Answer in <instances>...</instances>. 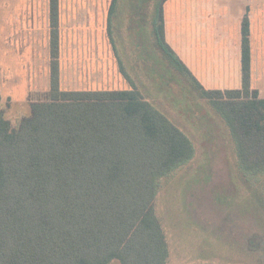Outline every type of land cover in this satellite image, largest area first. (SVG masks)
Masks as SVG:
<instances>
[{
    "label": "trees",
    "instance_id": "16d2710c",
    "mask_svg": "<svg viewBox=\"0 0 264 264\" xmlns=\"http://www.w3.org/2000/svg\"><path fill=\"white\" fill-rule=\"evenodd\" d=\"M49 23V92L18 128L0 107V264H168L154 203L161 180L194 159L193 143L133 82L130 90L62 89L60 0H49ZM155 35L188 74L163 24ZM241 37L240 89L206 90L192 77L249 182L264 175V98L252 88L248 16Z\"/></svg>",
    "mask_w": 264,
    "mask_h": 264
},
{
    "label": "rangeland",
    "instance_id": "374dc122",
    "mask_svg": "<svg viewBox=\"0 0 264 264\" xmlns=\"http://www.w3.org/2000/svg\"><path fill=\"white\" fill-rule=\"evenodd\" d=\"M159 1L160 11L169 21L166 42L187 65L188 74L168 51L161 49L147 22L143 28L148 32L137 35V44L134 34L128 31L120 33L116 43L120 61L133 84L190 139L196 152L192 161L158 184L154 209L167 237L168 264H264V175H255L248 182L247 175L237 169L234 143L226 124L199 96L194 83L195 78L206 90L241 87L240 60L238 64L233 57L235 50L227 47L228 19H221L214 12L222 9L221 13L230 15L234 23L240 9L246 11V4L207 0V8L199 10L202 12H198V18H191L189 0ZM64 3L69 9L66 7L64 12L63 59L67 66L72 61L81 62L84 65L78 64L79 68L85 69L82 61L86 57V37L84 27L78 25L84 26L86 21L81 16L77 18L75 8L70 9V0ZM28 5L31 8L25 10ZM47 11L48 0H0V107L14 128L31 116V103L44 99L50 86L46 68L50 42ZM72 17L77 19L71 20ZM23 28H27L24 34ZM258 42L255 40L256 46ZM200 46L204 48L202 58ZM258 48L255 51L260 52V58L264 49ZM213 57L220 61L214 64ZM111 58H115L114 54ZM115 62L108 89L130 88L132 82L119 76L118 60ZM213 69H221L222 73L212 76ZM64 86L72 89L85 87L86 83L65 80ZM254 86L262 90L258 92L264 98V75L254 79ZM110 264L121 263L115 260Z\"/></svg>",
    "mask_w": 264,
    "mask_h": 264
},
{
    "label": "crops",
    "instance_id": "0c3cea01",
    "mask_svg": "<svg viewBox=\"0 0 264 264\" xmlns=\"http://www.w3.org/2000/svg\"><path fill=\"white\" fill-rule=\"evenodd\" d=\"M64 1L65 0H60L61 84L64 90H86V91L113 90V89H108L109 86L107 87L108 85L107 83L109 81V76H111V70L115 62V59L116 62L118 60L117 65H119L118 67L119 76L124 80L126 79L128 83L129 81L132 82L131 79L129 78L128 73L125 71L126 68L124 70V62L120 61L121 57L118 50L119 46L116 43V39L117 36L118 37L120 36L119 35L120 33L124 31L125 32L128 31L131 34H134L133 37L135 38V44H137L136 43L137 35L140 33L148 32L147 29L143 28V25L146 22L148 24H151L154 32L156 31V27H158L160 24H163L165 43L170 49H172L168 44V42H166L167 27L169 25V21L165 19L164 12L160 11V3H155V5L154 3H151V6H149L151 11L149 12L148 5L144 4L143 0H85V2L84 0H70L71 3L70 9L75 8V12H76L75 14L77 15V18L81 16V18L82 19L84 18V20L86 21V24L84 26L82 24L78 26L84 27V34H85L84 36L86 38H84L83 42L86 45L87 51H86L85 60L82 61L86 63L85 69L79 68L78 64L81 65L84 64L78 61L75 62L72 61L70 62V65L67 66V64L65 65V61L63 59L64 28L66 26L64 12L66 11V7L69 9V5L65 6ZM189 1L190 3L188 5V8H190V10L188 14L191 18L193 17L198 18V14L202 12L199 10L207 8V4L204 2L207 0H203V1L189 0ZM236 1H239L240 3L245 2L246 11L244 12L242 9H240V12L238 13V20L237 21L235 20L234 23L233 21H231L230 15H227V13L226 14L221 13L222 9L215 11L214 15L221 19H228L227 26L229 28V31L227 32V35L229 34V36L227 38L228 39L227 47L228 49L235 50L236 53L233 54V57L238 59V64L240 60V64H239L240 70H241L242 20L244 19L245 16H248L250 21V31H251L252 88L254 90H257L255 89L254 86V79L256 80L257 78H260V76L264 75V52H262V54L259 55L260 58H258V54L260 52L256 53L255 51L257 46L259 47L258 49H264V41H260V38H264V0H236ZM258 1L259 3H257ZM144 5H145V9H144ZM24 8L25 10H27V8H31V7L28 5L27 7ZM212 8L218 9L215 6H213ZM78 9H80L81 13L79 12ZM47 12H48V22H49V0H48ZM218 12H220V14H218ZM260 16L262 18L261 20L259 19ZM21 18L23 19L24 16H22ZM73 18L74 17H72L71 20H73ZM77 18H74V20H76ZM260 26H262L261 30L259 28ZM24 28L22 29L23 34L25 33V31H27V28L26 29ZM49 30H50V25H49ZM233 36H236V38L233 39ZM73 38L75 39V37ZM255 40H257V42L259 41L257 46ZM185 44L188 45V48H190L189 43L187 44V42L185 41ZM185 48H187V46ZM200 49H201L200 57L202 58V52L204 51V48L200 46ZM73 54H75V52H73ZM113 54L115 58H111V55L113 56ZM49 57L50 56L48 53L47 66H46L47 69L49 68L47 74L48 80H50ZM231 57L232 54L230 53L229 58ZM216 60L218 61L219 59L215 57H213V60L211 59V61H213L214 64H217L215 63ZM183 65L185 66L186 64L183 63ZM185 67L187 68V65ZM122 70L125 71V74L127 76L124 75ZM213 73L220 74L222 73V70L218 69L217 71H215L213 69L211 72L212 76ZM65 80H70L73 82L77 81L78 83L80 81L81 82L84 81V83H86V86L77 87V88L73 87L72 89H67L64 86ZM241 86H242V72H241ZM135 87L138 88L137 86ZM131 88L132 86H130V88L120 89V90H130ZM49 89H47L46 92H49ZM138 90L140 89L138 88ZM258 90L259 92H262L261 89ZM37 91L41 92V90L39 89H37Z\"/></svg>",
    "mask_w": 264,
    "mask_h": 264
}]
</instances>
